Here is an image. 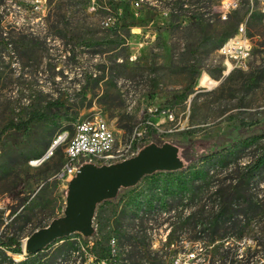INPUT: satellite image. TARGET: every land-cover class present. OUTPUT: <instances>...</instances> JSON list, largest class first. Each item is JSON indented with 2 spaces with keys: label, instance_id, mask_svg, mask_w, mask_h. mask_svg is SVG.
Here are the masks:
<instances>
[{
  "label": "rangeland",
  "instance_id": "1",
  "mask_svg": "<svg viewBox=\"0 0 264 264\" xmlns=\"http://www.w3.org/2000/svg\"><path fill=\"white\" fill-rule=\"evenodd\" d=\"M182 1L187 4L0 0V131L33 111L44 115L27 130H8L0 142V211H5V224L12 219L9 208L20 205L21 198H35L39 205L14 225L23 244L35 230L64 215L69 188V183L55 177L66 161L65 144L42 164L34 160L47 153L50 147L43 149L49 140L66 130L73 132L81 119L98 114L114 129L119 144L125 145L150 108H169L175 120L170 122L158 112L153 121L159 129L146 134L140 144L162 141L181 149L191 143L203 150L215 145L223 151L237 148L228 167L214 169L216 179L235 175V169H242L264 149V22L261 34H255L257 22L250 18L257 5L248 0ZM257 4L263 8L264 0ZM242 24L247 35L250 30L254 34L248 35L253 45L249 68L229 71L221 48ZM60 99V106L51 104ZM260 180L263 187L264 173ZM149 186L150 180L142 178L99 203L96 214L101 222L97 225L94 219L95 229L103 227L115 235L114 228L123 223L140 239L146 234L145 242L154 249L162 248L175 218L165 213L142 222L121 214L123 205L129 213L136 206L133 195ZM260 198L264 205V191ZM24 208L20 205L18 213ZM182 209L184 219L188 211ZM190 228L183 226L176 236L178 245L165 249L164 264H183L191 252L197 254L194 264L205 257L216 259L223 245L239 253L259 248L257 242H264V213L253 219L242 239L210 246L194 241ZM254 257L260 264L264 249Z\"/></svg>",
  "mask_w": 264,
  "mask_h": 264
},
{
  "label": "trees",
  "instance_id": "2",
  "mask_svg": "<svg viewBox=\"0 0 264 264\" xmlns=\"http://www.w3.org/2000/svg\"><path fill=\"white\" fill-rule=\"evenodd\" d=\"M176 3L181 6L187 4L182 0H177ZM248 3L258 6V0H248ZM257 6L256 9L253 8L250 18L257 22L254 28L258 33L255 34L260 35L264 12ZM237 29L238 25L233 33ZM232 34L223 38L220 46ZM248 35L252 37L254 34L250 30ZM51 104L58 107L61 105V99ZM43 118L44 115L40 111H33L25 120L10 121L0 131V142L8 130H27L32 123ZM150 132H155V129L151 128ZM70 133L73 134L74 131ZM52 143L53 141L49 140L43 152ZM59 149L60 147L57 148ZM180 150L186 165L175 171H156L145 175L143 178L150 180V186L133 195L131 200L136 206L129 213L127 212L130 209L126 205L125 207L123 205L121 210L122 216L126 215L132 221L141 219L143 222L149 216H161L165 213L169 214L170 218H175L176 221H170L172 228L162 248L154 249L152 243L145 242L146 234L140 239L139 233L131 234L123 223H118L114 228L115 235L106 232L103 227H97L93 234V244H90L89 238L75 232L55 240L37 253L25 254L23 237L14 225L19 218L29 211H34L39 205L37 199L23 197L20 205L25 204L24 210L18 213L20 205L10 207L12 219L7 224L5 211H0V264H88L90 255L96 258H111L117 264H164V251L178 245L176 236L183 226L191 227L190 232L194 241L207 246L220 240L242 239L253 219L264 213V205L260 198V192L264 191V186L261 187L260 183V177L264 173V149L242 169H235L233 171L235 175H227L221 179H216L217 173L214 169L219 166L228 167L231 158L236 155L237 148L223 151L215 145L203 150L198 144L191 143ZM198 162L204 165L198 166ZM122 198L124 201V196ZM182 205L184 207H181ZM180 208H187L188 212L184 219L182 215L185 209L179 210ZM173 212L175 214H172ZM98 216L95 215L97 225L101 222ZM111 238L120 240L115 255L111 252ZM256 246L263 250L264 242L258 241ZM223 247L224 245L221 246L222 251L217 252L216 259L205 257L199 264H256L254 256L260 252L259 248H249L239 253L237 249L232 251L230 246L225 249ZM13 254H24L25 258L17 260Z\"/></svg>",
  "mask_w": 264,
  "mask_h": 264
},
{
  "label": "water",
  "instance_id": "3",
  "mask_svg": "<svg viewBox=\"0 0 264 264\" xmlns=\"http://www.w3.org/2000/svg\"><path fill=\"white\" fill-rule=\"evenodd\" d=\"M180 151V147L172 142H152L124 161L83 165L69 182L64 215L29 235L23 244L25 254L37 253L55 240L75 232L84 237L93 236L99 203L115 198L122 188L135 186L145 175L182 169L186 162Z\"/></svg>",
  "mask_w": 264,
  "mask_h": 264
},
{
  "label": "built area",
  "instance_id": "4",
  "mask_svg": "<svg viewBox=\"0 0 264 264\" xmlns=\"http://www.w3.org/2000/svg\"><path fill=\"white\" fill-rule=\"evenodd\" d=\"M137 4L139 2L137 1ZM233 4L229 3V5ZM236 4V3H234ZM264 12V7L261 8ZM252 41L247 35L246 29L242 24L238 29L237 34L230 38L227 45L221 48V52L226 56L228 61L229 71L249 68V58L252 52ZM132 59L136 55L131 56ZM149 115H147L142 123H139L127 141H134V148L131 154L124 157V144L120 142L118 137L111 128L109 123L98 114L92 118L81 119L75 124L74 133L71 134L69 130L59 134L53 141L47 153L39 159H35V164H42L45 160L51 157L54 152L65 144L66 161L63 166L56 172L55 177L61 181L69 183L79 172L80 168L88 163L96 165L112 164L124 161L136 156L143 145L140 141L146 134L150 133L151 128L159 129L156 122L153 121V116L164 115L168 121L175 120V114L171 109L150 108ZM90 244H93V236L87 237ZM111 252L113 255L117 253L118 241L116 238L110 240ZM197 258L195 252L188 254V261L183 264H194L193 261ZM88 264H117L111 258H96L90 255ZM264 263V260L260 264ZM178 264V261L177 263Z\"/></svg>",
  "mask_w": 264,
  "mask_h": 264
},
{
  "label": "bare ground",
  "instance_id": "5",
  "mask_svg": "<svg viewBox=\"0 0 264 264\" xmlns=\"http://www.w3.org/2000/svg\"><path fill=\"white\" fill-rule=\"evenodd\" d=\"M134 148V141H128L124 145V157L127 156L128 154H131ZM26 244V240L24 241V245Z\"/></svg>",
  "mask_w": 264,
  "mask_h": 264
}]
</instances>
